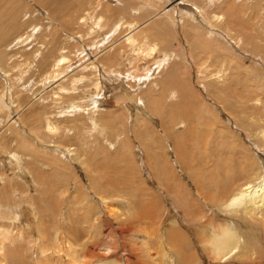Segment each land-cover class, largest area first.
Segmentation results:
<instances>
[{
  "label": "rangeland",
  "instance_id": "374dc122",
  "mask_svg": "<svg viewBox=\"0 0 264 264\" xmlns=\"http://www.w3.org/2000/svg\"><path fill=\"white\" fill-rule=\"evenodd\" d=\"M48 1L51 3L49 4V6L47 5L48 4L47 0L45 1L44 0H31L27 2L25 0H22V1L12 0V3H10L9 0H0V31L6 32L5 29L7 28V26H10L11 24L15 28L13 30L12 29L7 30V33H5L2 38L0 37V51H2L3 53L0 59L1 60L0 61V75H2L3 74L2 72L4 71H6L7 73L11 72L12 78L17 79L19 77V80H24L25 84L31 83L32 85L30 86H33V88L34 86L37 88H41L42 85H35L33 81H36L37 79L41 78V76L44 75V74H41L43 73L41 71H44L46 69L45 67L41 68V66L39 68L38 67L39 64H36L35 61H31L32 58L30 56L34 52V50H36L37 47L39 51H43V56L47 59H50V57H46L49 55V54L46 55V53L50 52L49 49L52 48L51 45H53V48L56 47L55 48L56 50L54 51L55 53L53 52L55 55L53 53H50L51 55L50 60H52L53 57L56 56V54L58 53L57 50L59 51L61 47L69 46V44L70 46H72L71 44L76 43V38L72 39L70 35L78 36V37L83 36L81 41L84 44L85 43L87 44L89 40H94V39L96 40L99 38V37L97 38L94 37L91 39L88 35H86V32H89V27L86 31L85 27L81 26L80 24L77 25L75 22L76 21L75 15H79V13H83L84 10H86L87 7H89V3H90L89 1L94 2L95 0H83V1L81 0H48ZM203 1L204 0H195V2L200 3V4L201 2L203 4ZM234 2H232L230 6L232 7L233 12L239 18V22L235 24V27L238 30H242L244 34L247 33L248 28L255 29L258 33V36L261 38H264L263 37L264 36V11H263L264 6H261V4L262 5L264 4L263 3L264 0H251V1L250 0H235ZM242 3L244 4V6ZM111 4L113 5L112 8L116 7L115 6L116 2L114 0H111L110 5ZM137 4L138 2L134 0L132 1L125 0L123 7L119 5L118 6L120 8H123L122 10H128L131 8H135V5ZM9 5L13 6V8L16 10L10 9ZM18 6L20 7V9H18ZM36 7L37 8L40 7L43 12L40 14V12L37 10ZM49 9L50 11H48ZM115 10H114V13L117 14V11ZM14 12L15 14H13L12 17H14L16 21L14 18L10 17L12 13ZM22 13H26L24 18L29 17V22L27 23L26 27H28L29 25H37L39 29L35 31L36 32L35 42L31 43L30 45H27V47L25 46V49L27 50L17 49L16 51V50H13L14 48L10 47V45L14 43L15 39L20 35V33L25 31L23 29H26L25 26H21L20 28V24L16 23L17 21L20 20ZM43 13H47L50 16H53V18L56 17L54 18L55 21L48 23L47 21L44 20L45 14ZM89 13L91 15H95L96 12H94L93 10L91 12V8H90ZM6 18H8V20ZM59 24L60 25L62 24L61 26L62 28L63 27L64 28L63 29L57 28L55 30L54 28L57 27V25ZM50 25L52 26V29L49 28ZM111 25H112V21H107L106 26L102 27V29L99 32L102 33V32L109 30V28H111L110 27ZM176 27H177V31L180 32L178 23L176 24ZM49 29L51 30L49 31ZM17 30L19 31L17 32ZM14 31H16V33H14ZM256 31H252L251 34L247 35V38L249 40L248 42L249 46H247V48L250 47L248 49L252 48V50H255V51L258 50L259 52L257 51L255 54L259 58V60L262 61V59H264V47L261 44L262 42L256 41L258 40V38H256V34H254L256 33ZM8 32L9 33L11 32L13 35L11 36V33L8 34ZM79 33H83L84 35L82 34V36H79ZM250 35H255L254 36L255 38H253ZM181 37L182 36H179L178 41H175L177 37L171 35L170 38L172 42L174 43V45H172L171 49L168 50L167 54L169 53L171 55L170 58L172 59V61H174V58H176L179 65L184 64L189 67L190 63L192 65V63L194 62L193 59L191 57L185 56L184 51H183V57H182V52L178 53L180 52L178 50L180 44H182L184 48L187 45L186 42L182 41L183 38ZM50 40L52 41V43L47 44ZM26 43H29V42L26 41ZM175 44L178 46L177 53L174 52V48L176 47ZM183 47L181 49H183ZM163 48L164 47H162V49ZM45 49L48 51H46ZM165 49L167 51V48ZM12 54H14V56ZM159 54L163 55V51H161ZM178 54L179 55L181 54V56H177ZM261 54L263 56H261ZM239 56L241 59L244 60L243 62L245 63L246 70H248V72H243L244 70L243 71L239 70V69H242L244 66H240L236 61L235 62L229 61L230 63L229 62L225 63L226 66L228 64L227 67H229L233 71L232 76L229 79L227 78V80L229 81L227 82L226 80V82L223 83L225 87H222L223 85L222 86L220 85L221 87L220 89L226 88L225 93H227L228 97L225 95L226 98H223V100L225 101L224 102L225 104H228L226 107L227 110L221 109L217 107L218 104H215V102H217L216 100L217 96L219 95L218 92H215V93L209 92V93H212L211 96H209L207 92L201 88L198 81L196 80L195 64L194 66L193 65L190 66L191 73L188 72L187 69H185L187 72V75H190L188 76V78L191 77L189 81H190V84L193 85L192 90L194 89L195 91L194 92L195 94L190 93L192 95V99L189 101L190 105H188V103H183L181 104L182 106L180 107L177 104H175V109H174L173 107L174 105H172V102H173L172 97L166 94V96L168 97H166L165 101L164 100L161 101L160 107H153V105H151V108L146 109L147 111L154 110L158 112L157 114H155V118L153 117L155 120L147 119V121L146 120L137 121V122L147 123L148 126L145 127L143 123L142 125L144 127H137L138 139L136 142H132V139H134V133H135L134 130L132 131V125H133L132 117H135L136 115H139V114L141 115V111L136 110V109L130 110V112L126 111L127 109L126 104L120 105L119 106L120 109L118 108V106H111L109 104L103 105L104 109L101 111L103 112V114L100 113L97 115L98 121L101 125H103L105 121L107 122L110 128L115 127V126H118L120 128L121 126L124 125L123 127L126 131L124 135V144L122 148L126 146L125 140L127 139V137L131 141L129 146L125 147V150L122 151L126 153L125 155H122L120 153L115 155V152L120 147V145L116 144L115 148H111L110 146H108V142H107L106 147H105L103 145L104 142L102 140V136L100 132H98L97 130L94 133H92V137L86 138L84 136L85 131L88 129V126L92 127V123L88 121L89 120L88 118L87 120L84 118L83 113L81 115L82 118L80 120H76L78 121V123L76 121H74L73 123H71V121H61L59 120V118L52 119L54 121L56 120L59 121L60 123L58 125L60 127H62L64 123L67 126L69 124H70L69 126H71L72 124V126L74 125L73 126L74 128L76 127V125L78 126V124L79 125L81 124L82 128L84 127V125L82 124H85V125L87 124L83 129H81V131H79L80 126H78L77 128L75 129L73 128L72 131H70L71 135L70 133H68L65 136L58 135L56 138L55 137L52 138L46 135V132L44 130L43 126L45 124V117L47 115L50 117L52 116L51 113L49 112L52 106L43 105V103L39 104L40 109L39 107H36L35 108L36 110L32 112L33 116L29 118V120H31L29 121L31 125L29 124V122H27L28 126H26V124L25 125L21 123L19 124L15 119L13 120L16 122L4 123V125L1 124L0 128L1 127L3 129L13 128L12 130H14V137L8 136L9 131L6 135L2 134L0 136V170L2 168L5 174H13V171H14L13 169L15 168L12 165L14 164H11L8 159H5L3 154L8 153L9 151L14 152L16 154L19 153L22 156V157H19L20 158L19 162L21 164L26 165L29 169V173L27 174V178L29 179V181H27V184H30L32 186V190L30 191L31 193L28 194L29 196L28 195L26 196L25 193H23L27 189L25 186L22 187L24 189L23 191L22 189H19L21 188V186H11L10 187L7 183L6 185L1 183L3 184V186L0 185L2 186V188H0L1 190L0 196H2L3 192L7 194L6 189L9 187L10 188L7 189L8 192H10L11 194H14L12 190H15L16 188V189H19V190H15L17 195L14 196L15 198L7 199L8 202L11 203L13 201H18V200H24V201L27 200V201H31L37 204L35 211H33L34 216H31L30 212H27V214L20 217L16 225H13V226L15 228L17 227L27 228L26 226H27V223L29 222L31 225V229H29L31 237L30 236L29 237L31 239L33 237H34L33 239H35L36 236L40 237L39 236L40 233H37L38 230H35V228H37V229L42 230V232L49 239H51V241H55L56 244L61 243L63 247L64 246L67 247L68 244L66 242L68 241L72 242V239H74L76 235L84 236L83 239H85V241H88L90 243L87 242L85 245H82V246L74 245L73 243L74 247H72L73 249H75L74 252L75 251L78 252V257H79L78 259L80 261V264H86V263L95 264L100 261L101 262L111 261V263L109 262L108 264H124L126 259L127 260L130 259L129 255L130 257H132L130 259L129 264H143V262L145 263L144 259H147L146 261L147 263L145 264H149V263L151 264V261H149L151 259H149L148 255H145L147 253L146 252L147 250L143 248L145 246L151 247L152 245V248L148 249V251L150 250L149 254H152L151 256H154V257L156 256L155 258H159L162 261L161 256L163 252L167 249V245H168L166 242V238H167L166 235L168 231H170L168 229H171L170 223H169L171 214L174 212V215L176 218L178 217L177 219L179 220V222L182 220L185 221L186 218H189L187 217L188 214H187L186 209H189L190 207H192L190 209L192 210L194 209L195 212L200 213V214L204 213V215L208 219L206 221H203V219H201L200 222H197L198 220L193 222L195 223L194 231L193 229L192 230L188 229V226L184 224L181 226L182 232L186 237L185 241L188 244H190L193 249H197L200 253V256H199L200 261L197 264H210V261L207 259V255L205 251H202L200 248V246L202 245L199 243V239L196 234H198L200 230L201 231L205 230L203 229V227L206 225L208 226L206 228L210 229L212 227V221H213L212 215L213 214L210 209L212 207L211 201L209 200V198L211 197V192H212L211 190H213L216 193L215 196L213 197L214 201H217V198H220L222 200L223 198L219 196L220 194L218 192L222 190V186L224 184L223 181L225 179V176L229 177L231 176L230 174H232L231 177H233L236 175V173L243 174L242 172L243 170L240 166L244 163L243 160L247 159L245 155L251 154L255 158L259 159L260 157L259 153H263V150L261 151L253 150L250 147V143H253L255 148L259 149V146L257 145L258 143L257 140H260V138L258 137L257 131L259 130V128L264 127V108H263L264 107V67L260 65L256 60L251 58L249 55L240 54ZM135 59L136 58L134 57V55H132V53H129L127 56L123 57L120 63L116 64L112 68L113 72H117V74L119 75H122L123 73L122 76L127 75V71H131L134 68H136L135 64L136 63L138 64L139 60H135ZM211 59L217 61V56L214 55L213 57H211ZM219 59H222V58L220 57ZM29 61H31L32 63ZM177 62L175 63L176 65H178ZM30 63L33 66L30 65ZM35 66H37V68H35ZM104 66H105V70L107 71H109V68H111V67H108L106 64ZM236 66L237 68H235ZM27 79H29V81H27ZM1 81H3L4 84ZM60 81L62 80L60 79ZM11 82H13L11 78L5 81L3 79V76H1L0 77V89L4 88L8 84H11ZM163 83H161L162 88L164 87V85L166 86V84L165 83L163 84ZM227 83H229V85ZM14 84H16V82L13 83V85ZM85 84L86 83L84 81L83 86L85 90L83 89V86L76 85L77 88L74 89L73 95L71 96V98L70 97L66 98L65 103L66 102L73 103L75 101L74 97L76 96H79L78 101L83 100V97L85 96L86 89L88 86ZM133 86L136 89V91L134 92L135 96L139 97L145 104L144 102L145 99L143 100L142 97L145 95L148 89V83H145L142 86H136V85H133ZM21 87L25 88L26 85L21 86ZM33 90H37V89L34 88ZM228 92L233 95L230 96ZM48 93L50 92L45 88L41 96L46 101L50 100L49 95H47ZM110 93L111 92L109 91L107 95H110ZM193 95L194 96L196 95L195 96L196 98L198 97L197 98L198 101H196L197 99H195ZM235 95L237 97L238 95H241L242 98H240V100L237 99L238 100L237 102L235 101L236 100ZM61 96L62 95H59L58 99H60ZM229 97L231 98L230 101H228ZM199 98L205 101V102L204 101L202 102L204 105H202L201 103H197L199 102ZM35 99H33V102H32L33 104L30 103V105L27 104L24 106L26 110L28 106L30 107L34 106V104L37 101V98ZM257 99L259 100V102L256 103ZM164 102L166 103V105ZM177 106L180 108H177ZM190 106L191 108H188ZM162 109L164 112L162 111ZM39 110L40 112L41 111L43 112L38 114ZM231 110H233V113H232L233 119L230 118L231 119L230 120L227 116V111H231ZM161 111L162 113H159ZM24 112H21V113L23 114ZM34 112L35 113L37 112V113L35 114ZM160 114H163L165 119H168L167 125H162V122L165 123V120L163 119H162L163 121L159 123L161 120L160 118L162 116ZM210 117H212L213 119ZM199 118L202 121V123H199L200 122V120H198ZM206 118H210L209 120L212 122L211 123L212 128H210V132L211 130L212 132H211V136L208 137V139L210 142L215 141L216 143H214L213 145L209 143L206 146H203L204 136H202V134L204 133L203 132V130H205L204 128H206L205 124L203 123V120ZM177 120L185 121L184 123H182L183 124L182 128L178 129L177 127L173 126L177 122ZM135 121L136 120H134V122ZM119 122L121 125L119 124ZM127 122H128V126H127ZM236 124L237 126H239V129L238 130L234 129L235 131H234V137H233L234 140H233V138L231 137L230 131L233 129V127L236 126ZM37 125H39L40 127L38 130H36ZM150 126L151 128H149ZM29 128L32 130V132ZM76 129H78V131ZM34 131H36V133ZM122 131L123 129L120 128L118 133H121ZM18 134L20 137L18 136ZM114 134L116 133L113 132L112 130H109L108 141L112 142L113 144L116 143V138ZM19 138L24 139V141H21ZM39 142H41V145L43 144L45 145L46 143L47 149L44 148V150H42L43 148L42 149L40 148L41 146L39 145ZM50 142L52 145L59 144L62 142H63L62 144L64 145L72 144L73 147L75 146L74 148H77V151H78L77 154L80 157H75V159L67 161L68 160L67 158H63V156L61 157L59 154L53 153L52 152L53 150L48 148L49 145H51ZM85 142H87V144H84ZM165 142H167L168 145L173 146V147L176 146L177 144V146H179V151L177 148H173L172 149L173 151H171V154L162 152L166 149V148L164 149V147L168 146L167 144H164ZM4 143H8V148L6 149L3 148ZM140 143L144 145L147 144V147L143 148L144 151H141L140 148L138 147V145L140 146ZM178 143H180L181 145H178ZM154 146L156 147V149L154 148ZM80 147L82 148V151ZM157 147H159L160 149ZM99 148H101V150ZM175 152H179V157H175L177 156ZM42 154L44 156H42ZM165 154H167V156ZM82 156H85L84 160L86 163H88L87 164L89 166L88 168H91L90 170L92 172L91 175L93 176L92 177L93 179H90L86 175V172L83 169V166L82 165L80 166V163L78 160ZM252 156H250V158L252 161L254 160L253 162H255V159ZM2 159H5L4 161H5L6 166L3 165V162L1 163ZM143 160H145V164H141ZM174 160H177L178 163H175ZM97 162H98V165H96ZM122 164L124 165L126 164V166H123ZM96 166L98 167L96 168ZM122 168H125L126 171ZM120 169H122L124 172H130L127 174L129 176V180L126 181L128 182L127 184L129 186H127L125 180H123L124 177H128V176L126 174L123 175L124 173ZM119 170L123 174L120 173ZM119 173L120 175L122 174L123 176L121 175L122 176L121 177ZM163 174L167 175L168 177L163 178L164 176ZM137 175L139 176V178H137ZM133 177H136V178L133 179ZM119 178L120 180L122 178V180L118 183L116 180L119 181ZM38 179H39V182L36 185L38 188V192H34L33 188H34L35 182H37ZM172 181H174L175 184L169 185V183ZM177 181L180 183L181 187H178L180 185L177 184ZM123 183L124 185L125 184L126 185L123 186ZM81 185L83 187H81ZM135 185H138V186H135ZM164 185H165V188H164ZM224 185L226 186V183ZM120 186L121 188H118ZM77 187L82 188L81 191H83L85 195L83 193L77 194V189H78ZM174 188H178V189H174ZM119 190H121L120 191L121 195L119 194ZM122 190L125 193H123ZM235 190L233 191V193L235 192ZM126 192L129 193L130 198L128 197L127 195L128 193ZM224 194L225 196H227L226 193ZM99 195H103L107 198L105 205H102L100 201L97 200L98 199L97 197H99ZM112 195L113 196L120 195V196H123L124 199L123 197H120V196L115 198V197H112ZM207 195H209V197H207ZM22 197L24 198L22 199ZM2 200H5V199H2ZM87 200L89 201V203ZM130 200H132L133 202ZM206 200H209V201L206 202ZM109 202H112V203L110 204ZM172 202L174 203V205ZM50 203H52L54 207ZM124 203L126 207H124ZM191 203H193L194 205L192 206ZM83 204L87 206V211L85 210L86 212L83 211V209H79L83 206ZM89 204L91 206H89ZM127 204L131 207L132 205L133 207L134 205H136L137 209L136 207H134V209L133 207L132 209H130L131 207L129 208ZM0 206H3L1 202H0ZM46 206L50 212L52 211L51 213L46 209ZM173 206L174 208L176 207L175 208L176 212L173 211ZM52 207L53 209L51 210L50 208ZM127 207L130 210H128ZM124 208L126 211L124 213H127V215L129 214L128 215L129 219L130 220L132 218L134 219V220L132 219L134 225H130V226L125 225V224H122L121 221H119L121 218V215L123 214ZM218 210L219 209L217 208L218 222H222L223 225H233L231 226L232 229L234 228L233 230L236 229L240 234H245L246 239L245 238L244 239L246 241H247V237L249 236L250 242L251 244H253V246H257L259 248L261 246L262 248H264V242H263L264 234L261 230H259L260 227H258L259 229L256 227L255 229L256 232H255L254 228L246 224L247 223L246 220L241 221L242 218H240L239 216H236V215L233 216L228 211L223 212V211H220V210L218 211ZM95 211H97V214ZM119 212L120 214L118 215ZM130 212L132 213V215ZM168 215H169V218L167 219L166 217H168ZM55 216L57 217V220ZM97 216L98 217L100 216L98 220H96ZM138 216H144L143 217L144 219L142 218L143 220H146L147 222L151 223L149 224L150 226L153 223L154 225H152L151 227L150 226L148 227L147 225V228L145 229V231L141 228L142 232L138 231V233H141V234L136 233L138 235L136 236L135 231H134V226L135 227L138 226L137 220H135V218ZM49 219L51 222L50 224H49ZM236 219H239V221L243 222V224H241V222L239 221L237 222ZM132 220L129 222H132ZM163 221L165 222L167 221V223L162 225ZM54 222L57 225H55ZM233 222H236L235 223L236 225ZM91 223L93 226L91 225ZM124 225L128 226L126 227L127 232H125V234H123L122 233L123 230H121V227H124ZM236 226L238 228H236ZM57 228H58V231L56 230ZM64 228L69 231L68 232L65 231ZM245 228L247 229V231L245 230ZM86 229H88L87 232H86ZM54 231H57V232L55 233ZM206 231L208 232L206 233L209 234L210 231L208 229H206ZM59 232H60V235H59ZM255 233H256V236H255ZM143 234H146L147 236L148 234L150 235L148 236L149 240L148 239L146 240L147 243L145 245L139 242V239H142L141 235ZM58 235H59L60 240L57 238ZM24 237H25L24 238L25 240L17 237L14 241L15 245L11 246L10 244L11 248H9L6 251L8 253V251L12 250L13 252L14 250V253L16 252V256L14 255V253L12 254L10 252V254L12 255L10 256L11 257L10 258L8 254H5L6 253L5 252L4 254L8 256L7 257L8 259L14 260V261L8 262V259L6 258L7 262L5 261V264H30V262L32 264H38V260L36 262L35 259L37 258L36 255L39 253L38 251L39 246L32 247V245H29L27 243L28 240L26 239L25 235ZM66 237H70V238H66ZM7 238L8 240H12V235L7 233ZM30 238L28 242H30ZM159 238H161L162 241ZM62 239L63 240L65 239V240L63 241ZM259 242H261V244ZM17 243L21 244V246L19 247V244ZM138 246L140 247L143 246L141 251L140 250L138 251L139 249ZM135 247L136 248L138 247L137 252L139 254L141 255L144 254L142 257L135 258L136 257L134 255L136 252L134 250L136 249ZM106 248H109L110 250L108 251L106 250ZM67 249L68 248L64 247V252L66 250V254L63 253L62 255H59L60 256L59 260L61 259L63 261V259L67 258V255H68ZM90 249H92L95 252V254L93 252V254H90L91 256L88 255L91 252ZM142 250H146L145 251L146 253H144V251L142 252ZM106 252H109V253L106 254ZM262 252H263L262 257H261L262 260L258 264H264V250H262ZM132 253L134 256L132 255ZM69 255H72V254L69 253ZM16 257H17V260L20 257L18 261H16ZM22 257L25 260H22L21 259ZM137 259H139V261ZM57 261L58 260H56L55 262ZM58 264H61V263L58 262Z\"/></svg>",
  "mask_w": 264,
  "mask_h": 264
},
{
  "label": "bare ground",
  "instance_id": "6f19581e",
  "mask_svg": "<svg viewBox=\"0 0 264 264\" xmlns=\"http://www.w3.org/2000/svg\"><path fill=\"white\" fill-rule=\"evenodd\" d=\"M20 1H22V0H20ZM25 1L27 2V1H31V0H25ZM81 1H83V0H81ZM114 1L117 4V5L115 4L116 10H115V8H112V6H113L112 4L114 2L110 5L111 0H95L94 2L89 1L90 2L89 7H87V9L84 10L83 13H79V15H75V19H76L75 22L77 25L80 24L81 26L85 27L86 31L89 27V32H86V35H88L91 39L94 37L95 38L99 37L98 39L89 40L87 44L86 43L84 44L81 41V39L83 38V36H82L83 33H79V36H82V37L70 35V37H72V39L76 38V43L71 44L72 46H70V44H69L70 47L69 46L61 47V49H59V51L57 50L58 53L56 54V56L53 57L52 60H50L51 59L50 53H53L56 50L55 49L56 47L53 48V45H51L52 48L49 49L50 52L46 53V55L49 54L46 57H50V59L45 58L43 56V51H39L38 47L36 48V50H34V52L30 56L32 58L31 61H35L36 64H39V66L37 65L39 68H40V66H41V68L42 67L46 68L44 71H41V72H43L41 74H44V75L41 76V78L37 79L36 81H33V83H35V85H42L41 88H37L34 86V88L37 90H33L34 89L33 86H30V85H32L31 83L25 84L24 80H19V77L17 79L12 78L11 72H8V73L6 71L2 72L3 74L0 75V77L3 76V79L5 81L11 78L13 80V82H11V84L6 85L4 88L1 87L2 89H0V125L1 124L4 125V123H12V122L17 121L19 124L20 123L23 125L26 124V126H28L27 122L31 121V120H29V118L33 116L32 112L36 110L35 109L36 107H39V104L43 103V105L52 106L51 110L49 111L52 116L50 117L47 115L45 117V124L43 126L44 130L46 132V135H48L52 138H54V137L56 138L58 135L59 136H65L66 134L70 133V131H72V129L74 128L73 127L74 125L72 126V124H71V126H69L70 125L69 124L67 126V125H65V123H64V125L62 124L63 125L62 127H60L58 125L60 122L57 120L54 121L52 119L59 118V120H61V121H71V123H73L76 120H80L82 118L81 115L83 113L84 118L86 120L88 118L89 119L88 121H90L92 123V127L88 126V129L85 131L84 136L86 138L92 137V133H94L97 130L98 132H100V134L102 136V140L104 142L103 145L105 147H106L107 142H108V146H110L111 148H115L116 144L120 145V147L115 152V155H117L118 153L125 155L126 153L122 152V151L125 150V147L129 146L131 141L127 137V139L125 140L126 146L124 148H122L123 144H124V135H125V131H126L123 127L124 125L122 123L123 126L120 127L121 129H123V131L121 133H118L120 130V128L118 126L110 128L106 121L103 123V125H101L98 121L97 115L100 113L103 114V112H101L104 109L103 105L109 104L111 106H118V108L120 109V107H119L120 105L126 104V108H127V109L125 108L126 111L130 112V110H133V109L141 111V115L139 114V115H136L135 117H132V119H133L132 120V123H133L132 131L133 130L135 131L134 139H132V142H136L138 139L137 127L148 126L147 123L137 122V121L138 120H143V121L146 120L147 121V119L155 120L154 119L155 114L158 113L157 111H154V110H150V111L146 110L147 108H151V105H153V107H160L161 101H163V100L165 101L166 97H168V96L172 97V99H173L172 105H174L173 106L174 109H175V104H177L180 107L182 106L181 104H183V103H188V105H190L189 101L192 99V95L190 93L195 94L194 89L192 90L193 85H191L190 81H189V79H191V77L188 78V76H190V75H187V72L185 70V69H187V71L191 73L190 66H192V65L194 66V64H195L196 80L198 81L201 88L203 90H205L209 96H211V94L215 93V92L219 93V95L217 96V99H216L217 102H215V104H218L219 106L217 105V107L224 109V110H227L226 107L228 105V104H225L224 103L225 101L223 100V98H226L227 93H225L226 88L220 89L221 88L220 85L222 86L223 83L226 82L227 78L229 79L233 73V71L229 67H227L228 64L226 66L225 63H227L229 61H233V62L236 61L240 66H244L242 69H239V70H242V71L244 70L243 72H248V70H246L245 63L243 62L244 60L241 59L239 56L240 54H243V55H249L251 58L256 60L260 65H262L264 67V59H262V61H260L259 58L255 54L258 50L255 51V50H252V48L248 49L250 47L247 48V46H249L248 45L249 40L247 38V35L251 34L252 31H256V30L248 28L247 33L244 34V32L242 30H238L235 27V24H237L239 22V18L233 12L232 7L230 6L231 3L234 2L235 0H204L203 4H202V2H201V4L197 3V2H195V0H134V1L138 2V4L135 5V8H131L128 10H122L123 8L119 7V6L123 7L125 0H114ZM129 1H132V0H129ZM9 2L12 3V0H9ZM17 3H18V1H17ZM47 3L46 4L48 6H49V4H51L48 0H47ZM14 6H16V5H14ZM243 6H244V4H243ZM261 6H264V4L263 5L261 4ZM246 7H244V8H246ZM9 8L12 10H16L13 8V6H10V5H9ZM90 8H91V12H92V10L94 12H96L95 15H91L89 13ZM18 9H20L19 6H18ZM37 10L40 12V14L43 12L40 7H38ZM114 10L117 11V14L114 13ZM48 11H50V9ZM263 11H264V7H263ZM15 12L12 13V15L10 16L11 18H14L12 16H13V14H15ZM43 14H45L44 20L47 21L48 23L55 21L54 18H56V17L53 18V16H50L47 13H43ZM240 14H241V12H240ZM25 15H26V13H22L20 20L16 22L17 24H20V28H21V26L26 27L27 23L29 22V17L24 18ZM5 17H4V19H5ZM8 18H6V19L8 20ZM15 21H16V19H15ZM107 21H112V25L110 26L111 28H109V30H107L105 32L100 33L99 31L102 29V27L106 26ZM6 22H8V21H6ZM11 22H10V24H11ZM177 23H178V27L180 28V32L177 31V27H176ZM61 25L60 24L57 25V27H55L54 29L55 30L57 28L61 29L62 28ZM50 26H49V28L52 29V26L51 27ZM16 28H18V27H16ZM9 29L13 30L15 28H14V26H12V24L10 26H7V28L5 29L6 32L0 31V37L2 38L4 36V34L7 33V30H9ZM37 29H39L37 25H29L28 27H26V29H23L25 31L20 33V35L15 39L14 43L12 45H10V47H13L14 48L13 50H16V51H17V49L18 50H20V49L27 50V49H25V46L27 47V45H30L31 43L35 42V40H36V35H35L36 32L35 31H37ZM51 29H49V31ZM18 31L19 30H17V32ZM10 33L8 32V34H10ZM14 33H16V31H14ZM254 34H256V38H258V40H256V41L262 42L261 44L264 47V38L259 37L257 31ZM12 35L13 34L11 33V36ZM171 35L177 37L175 41H178V37L182 36L181 37V38H183L182 41L187 43V45H186L187 47L185 46V48L183 47L182 44H180L179 48L175 44L176 47L174 46L175 47L174 52L177 53V48H178V50L180 51L178 53L182 52V57H183V51L185 52L184 53L185 56L191 57L194 62L192 63V65L190 63L189 67L184 65V64L179 65L176 58H174V61H172V59L170 58L171 55L169 53H168L169 55L167 54L168 50H170L172 45H174V43L172 42V40L170 38ZM250 36L255 38L254 37L255 35H250ZM26 41H28L29 43H26ZM6 42H7V40H6ZM57 42H59V41H57ZM51 43H52V41L50 40L47 44H51ZM253 44H254V42H253ZM39 47H40V45H39ZM162 47H164V48L162 49ZM182 47H183V49H181ZM66 48H67V50H66ZM165 48H167V51ZM51 49H53V50H51ZM46 51H48V50H46ZM161 51H163V55L159 54ZM129 53H132V55H134V57L136 58L135 60H139L138 64L137 63L135 64L136 68H134L131 71H127V75H125V76H122L123 73H122V75H119V74H117V72H113L112 68L116 64L120 63V61H122L123 57L127 56ZM2 55H3V53H2V51H0V59H1ZM12 55L14 56V54H12ZM214 55L217 56V61L211 59V57H213ZM177 56H181V54L180 55L178 54ZM261 56H263V55L261 54ZM220 57L222 59H219ZM184 58H186V57H184ZM31 61H29V62H31ZM176 62L178 65L175 64ZM31 63H30V65H32ZM105 64L108 67H111V68H109V71L105 70V66H104ZM37 66H35V68H37ZM235 68H237V66ZM14 76H15V74H14ZM60 79L62 81H60ZM14 81L16 82V84H14L15 86L13 85V83H15ZM27 81H29V79H27ZM84 81L86 83L85 85H88V86L86 89L85 96L83 97V100L78 101L79 96H76V97H74L75 101L73 103H69V102L65 103V99L68 97L71 98V96L73 95L74 89L77 88L76 85L83 86ZM228 81L229 80H227V82ZM1 82L3 83V81H1ZM163 82L166 84V86L164 85V87L162 88L161 83H163ZM145 83H148V89H147L145 95L142 97L143 100L145 99L144 100L145 104H144L143 101L139 97L135 96L134 92L136 91V89L134 88L133 85L142 86ZM227 84L229 85V83H227ZM25 85H26L25 88L21 87V86H25ZM222 87H225V86L223 85ZM45 88L50 92L47 94L50 97L49 101H46L43 97H41L43 90ZM235 88H236V86H235ZM83 89L85 90L84 86H83ZM109 91L111 93H110V95H107ZM12 92H13V94H12ZM209 92H212V93H209ZM166 94H168V96H166ZM59 95H62L60 99H58ZM231 95H233V94H230V96ZM195 96L193 95V97L195 99H197L198 97L196 98ZM35 98H37V101L34 104V106H32V107L28 106V108L26 110L24 106L27 104L30 105V103H32L33 99H35ZM240 98H242L241 95H238V97L236 96L235 101L238 102V100H240ZM230 99L231 98L229 97L228 101H230ZM196 101H198V99ZM203 101L204 100L199 98V102H197V103H201L202 105H204L202 103ZM257 102H259L258 99L256 100V103ZM165 105H166V103H165ZM178 106H177V108H180ZM162 108H163V106H162ZM188 108H191V106ZM39 109H40V107H39ZM198 109H199V107H198ZM162 111H163V109H162ZM162 111L159 113H162ZM21 112H24V113L22 114ZM41 112H43V111H41ZM41 112L39 110L38 114ZM232 113H233V110L227 111V116L229 119L230 118L233 119ZM163 114H160L162 116L160 118L161 120L159 123H161V121L165 120V123L162 122V125H167L168 119H165ZM15 116H16V118H15ZM210 118H212V117H210ZM210 118H206L203 120V123L206 126V128H204L205 130H203L204 133L203 134L201 133L202 136H204V140L202 139L203 140V146H206L209 143L212 145L214 143H216L215 141L210 142L208 139V137L211 136V132H212V130L210 132V128H212V125H211L212 122L209 120ZM13 119H15L16 121H14ZM33 119H34V117H33ZM134 120H136V121L134 122ZM149 120H148V122H149ZM198 120H200V118ZM32 122H33V120H32ZM76 122L78 123V121H76ZM184 122H185L184 120H180V121L177 120V122L173 126L177 127L178 129L182 128V126H183L182 123H184ZM199 123H202V121L200 120ZM29 124L31 125L30 122H29ZM119 124H120V122H119ZM15 125H16V123H15ZM82 125H84V127H85L87 124L86 125L82 124ZM78 126H80L79 131H81V129L84 128V127L82 128L81 124L80 125L78 124ZM78 126L76 125L75 128H77ZM127 126H128V122H127ZM221 127H222V125H221ZM39 128H40L39 125H37V129L36 128L35 129L38 130ZM149 128H151V126ZM12 129L13 128H9V129L4 128L3 129L1 127L0 128V136L2 134L6 135L9 131L8 136L14 137V130H12ZM234 129L238 130L239 126H237V124H236V126L233 127V129L230 131L232 138L234 137V131H235ZM76 130L78 131V129H76ZM109 130H112L113 132L116 133V134H114L115 138H116L115 144L108 141ZM31 132H32V130H31ZM34 132L36 133V131H34ZM181 132H183V131H181ZM257 133H258V137L260 138V140H257V142H258L257 145L259 146V149H256L253 143H250V147L255 151L263 150V153H259V155H260L259 159L255 158L251 154L245 155L247 159L243 160L244 163L240 166L243 170L242 171L243 174L242 173H240V174L236 173V175L233 177H231L232 174H230L231 176H229V177L225 176V179L223 182H224V184L226 183V186L223 184L222 190L220 192H218L220 194L219 196H221V198H223L222 200L220 198H217V201H214L213 197L215 196L216 193L210 189L212 191L211 197L209 198V200L211 201V206H212L210 209H211V212L213 214L212 215V219H213L212 227L209 229V228H206V227H208L206 225L203 227V229H205V230H203V231L200 230L198 232V234H196L198 239H199V243L202 245V246H200V248L202 251H205V253L207 255V259L210 261V264H258L262 260V258H261L262 253H263L262 250H264V248H262L261 246H260V248L257 246H253V244H251V242H250V238L248 235H247L248 237H247V241H246L245 240L246 239L245 234H240L236 229L233 230L234 228L232 229V227H231L233 225H223L222 222H218V218H217V216H218L217 208L223 212L228 211L231 215H233V216L236 215V216H239L240 218H242L241 221L246 220L247 221L246 224H248L250 227L254 228V230L256 229V227L257 228L260 227V229L259 228L258 229L261 230L264 234V127L259 128ZM70 135H71V133H70ZM18 136H19V134H18ZM165 136H166V134H165ZM69 137H71V136H69ZM22 138H19V139L21 141H24V139H22ZM79 138H80V136H79ZM233 140H234V138H233ZM62 143L52 145L50 142L51 145H49L48 148L52 149L53 153L59 154L61 157L63 156V158H67L68 159L67 161L73 160V159H75V157H80L77 154L78 153L77 148H74L75 146L73 147L72 144L64 145ZM138 143H139V141H138ZM180 143H178V145H181ZM84 144H87V142H85ZM164 144L168 145L167 142H165ZM39 145L41 146L40 147L41 149L43 148L42 150H44V148L47 147L46 143H45V145L44 144L41 145V142H39ZM138 147L140 148L141 151H144L143 148L147 147V144L144 145V144L140 143V146L138 145ZM3 148H5V149L8 148V143H4ZM154 148L156 149L155 146H154ZM157 148H159V147H157ZM173 148H177L179 151V146H177V144H176V146H174V147L170 146V145L165 146L164 147L165 150L162 152L167 153V154H171V151H173L172 150ZM80 149L82 151L81 147H80ZM99 149L101 150V148H99ZM172 153H174V152H172ZM167 154H165V155L167 156ZM175 154L177 155L175 157H179V152H175ZM82 155H84V154H82ZM3 156L5 157V159H8L11 164H14L12 166H14L15 169H13L14 170L13 174H5V172L1 168V170H0V185L3 186V184L6 185V183H7L10 187L11 186H21V188H19V189H22L23 191H24V189L22 187L25 186L27 189L25 190L26 192L24 191L23 193H25V195L27 196L29 193H31L30 191L32 190V186L30 184H27V181H29V179L27 178V174L29 173L28 167L19 162V159H20L19 157H22V156L19 153L16 154V153L11 152V151H9L6 154H3ZM42 156H44V155L42 154ZM250 156H252L255 159V162H253L254 160L253 161L251 160ZM61 157H60V159H61ZM84 157L85 156H82L78 160L80 163V166L82 165L83 169L86 172V175L90 179H93L92 178L93 176L91 175L92 172L90 170L91 168H88L89 167L87 165L88 163L85 162ZM5 159L1 160V163L3 162L4 166H6L5 161H4ZM87 159H88V157H87ZM55 161H54V163H55ZM112 161H110V162H112ZM174 161H175V163H178L177 160H174ZM99 164H100V162H99ZM115 164H117V163H115ZM141 164H145V160H143ZM179 164H180V162H179ZM96 165H98V162ZM118 165H119V163H118ZM122 165L126 166V164L125 165L122 164ZM127 165H129V164H127ZM54 166H56V165H54ZM97 167L98 166H96V168ZM126 168H128V167H126ZM122 169L125 170V168H122ZM122 169H120V170L123 171ZM10 170H11V168H10ZM121 171H120V173H122ZM95 172H96V170H95ZM120 173H119V175H120ZM123 173H122L123 175H125V174L127 175L130 172H124L123 171ZM165 177H168V176L164 175L163 178H165ZM135 178L136 177H133V179H135ZM137 178H139L138 175H137ZM121 180H122V178H121ZM121 180L119 178V181L118 180H116V181L119 183ZM123 180H125V182H126L127 180H129V176L124 177ZM130 180H131V178H130ZM38 182H39V179L37 182H35V185L33 188L34 192H38V188L36 186L38 184ZM106 182H108V181H106ZM239 182H241V183H239ZM1 183H3V184H1ZM109 183H110V181H109ZM127 183L128 182H126V184ZM171 184H175L174 181L169 183V185H171ZM177 184L180 185V183L178 181H177ZM221 184H222V182H221ZM125 185L123 183V186H125ZM2 186H0V188H2ZM127 186H129V185L127 184ZM135 186H138V185H135ZM81 187H83V186L81 185ZM178 187H181V185ZM9 188H7V189H9ZM118 188H121V186ZM164 188H165V185H164ZM7 189H6L7 194H5L3 192L2 196H0V202L3 205V206H0V264H5L6 258L8 256L9 257L12 256L10 254V252L12 254L14 253V250H13V252H12V250H10V251H8V253L6 250L11 248L10 244H11V246L15 245L14 241L17 237L24 239L25 238L24 235H25L26 239L29 241V238L31 237V234L29 231V229H31L30 223L25 222V223H27V226H26L27 228H22V227L15 228L13 225H16L17 221H19V218L22 217L23 215L27 214V212H30V215L34 216L33 211H35V209L37 207L36 203H33L31 201H27V200L26 201L18 200V201H13L11 203L8 202L7 199L15 198L14 196L17 195L15 190H19V189L15 188V190H12V192L14 194H11L10 192H8ZM81 189L82 188L77 189V194L83 193L85 195V193L83 191H81ZM123 189H124V187H123ZM174 189H178V188H174ZM234 190H235V192L233 193ZM120 191L121 190H119V194L121 195ZM122 192H123V190H122ZM0 193H1V190H0ZM123 193H125V192H123ZM126 193H128V192H126ZM224 193H226L227 196H225ZM86 195H87V193H86ZM120 195H116V196L112 195V197L116 198V197H119ZM127 195L130 198L129 193ZM120 197H123V196H120ZM151 197H152V195H151ZM207 197H209V195H207ZM23 198L24 197H22V199ZM97 198H98L97 200H99L102 205H105V202L107 200V198L105 196L99 195V197H97ZM2 199H5V200H2ZM123 199H124V197H123ZM209 200H206V202ZM130 201H132V200H130ZM136 201H137V199H136ZM88 203H89V201H88ZM109 203L111 204L112 202H109ZM50 204H52V203H50ZM191 204H192V206L194 205L193 203H191ZM93 205H95V204H93ZM130 205H131V203H130ZM173 205H174V203H173ZM52 206H53V204H52ZM78 206H79V204H78ZM80 206H82V205H80ZM89 206H91V205L89 204ZM53 207L50 209L52 210ZM124 207H126L125 203H124ZM130 207L131 206H129V208ZM132 207H133V205H132ZM132 207L130 209H132ZM134 207H136V205H134ZM134 207H133V209H134ZM175 208L173 206V211H175ZM190 208H192V207H190ZM46 209H47V206H46ZM79 209H83V211H85V210L87 211V206L85 204H83V206ZM127 209H128V207H127ZM130 209H128V210H130ZM136 209H137V207H136ZM189 209H186L187 214H188L187 217H189V218H186L187 220L185 219V221L182 220L179 222V220L177 219L178 217L177 218L175 217L174 212L171 214V218L169 220L171 229H168L170 231H168V233L166 235L167 236L166 242L168 245H167V249L163 252V254L161 256L162 261L159 258H155L156 256L154 257V256H151L152 254H149L150 250L148 251V249L152 248V245H151V247L145 246L144 248H143V246L142 247L138 246L139 249H138V247L137 248L135 247L136 249L133 248L136 251L134 254L136 256L135 258H137V257L140 258L144 255V254L141 255L137 252V249H138V251L139 250L141 251V249L143 248V249L147 250V251L142 250V252L143 251H144V253L147 252L145 255H148L149 259H151V260H149V261H151V264H197L200 261V258H199L200 253L197 249H193L192 246L185 241L186 237L182 232L181 226L186 224L188 226V229H191V230L193 229V231H194V229H195L194 224L195 223H193V222H195L197 220H198L197 222H200L201 219H203V221H206L208 218L204 215V213L200 214V213L195 212L194 209L193 210L192 209L189 210ZM123 210H124L123 214L121 213L122 214L121 218H120V220L119 219L118 220L121 221V223L125 224V225H129V226L134 225L133 224L134 219L132 218L133 219V220L131 219L132 222H129V221H131L128 217L129 214L127 215V213H124V212H126L125 208ZM95 212L97 214V211H95ZM127 212H129V211H127ZM119 214H120V212L118 213V215ZM220 214H222V213H220ZM98 215H99V213H98ZM131 215H132V213H131ZM142 215H143V213H142ZM126 216H127V218H126ZM99 217L97 216L96 220H98ZM143 217L144 216H138L135 218V220H137V225H138L136 227L134 226L135 234L138 233V231H141L142 229L145 231V229L147 228V225L149 227L150 226L149 224H151V223L147 222L146 220H143L144 219ZM55 218L57 220L56 216H55ZM166 218L168 219L169 215ZM226 220H228V219H226ZM236 220H237V222L239 221V219H236ZM149 221H150V219H149ZM167 221L166 222L163 221L162 225L166 224ZM231 221H232V219H231ZM241 221H239V222H241ZM47 223H48V221H47ZM50 223L51 222L49 219V224ZM233 223L235 224L236 222H233ZM54 224H55V222H54ZM241 224H243V222H241ZM55 225H57V224H55ZM91 225H92V223H91ZM125 225H124V227H121V230H123L122 231L123 234H125V232H127L126 227H128V226H125ZM152 225H154V223ZM58 228H60V227H58ZM58 228L56 229L57 231H58ZM236 228H238V227L236 226ZM69 229H70V227H69ZM206 229H208L210 231L209 234H207L208 232L206 231ZM35 230H38L37 233H40L39 234L40 237L36 236L35 239H33L34 237L32 239L30 238V242H28L27 240L26 241L29 245H32V247L39 246V250H38L39 253L37 255L35 254L37 256V258L35 257L36 258L35 260H36V262L38 260V264H55V263L58 264V262H60L61 264H80V261L78 259L79 258L78 252H76V251L74 252L75 249H73L72 247H74L73 243H74V245H79V246L85 245L88 241H85V239H83L84 236L76 235V237L74 239H72V242L71 241L66 242L68 245H67V247L66 246H64V247L68 248L67 249L68 255H67V258L63 259V261L60 259L61 260L60 261L59 255H62L63 253L66 254V250L64 252V247L62 246V244L61 243L56 244L55 241H51V239H49L42 232V230L37 229V228H35ZM87 230L88 229H86V232H87ZM245 230L247 231L246 228H245ZM57 231H54V232L56 233ZM65 231L68 232L69 230L65 229ZM144 231H143V233H144ZM60 232H59V235H60ZM240 232H241V230H240ZM255 232H256V230H255ZM7 233L12 235V240H8ZM138 234H141V233H138ZM146 234L141 235L142 239L137 238V239H139V242H141L143 245H145L147 243L146 240L148 239V236H150L149 235L150 233L148 234V236ZM250 234H252V233H250ZM59 235L57 236L58 239H59ZM74 235H75V233H74ZM136 236H138V235L136 234ZM255 236H256V233H255ZM41 237H42V239H41ZM66 238H70V237H66ZM161 238H159V239L161 240ZM52 239H53V237H52ZM258 240H259V238H258ZM88 243H90V242H88ZM259 243L261 244V242H259ZM17 244H19V243H17ZM20 246H21V244H19V247ZM17 247H18V245H17ZM106 250L109 251L110 249L106 248ZM15 251H17V250H15ZM90 251L91 252L88 255L93 254V252H94L92 249H90ZM29 252H30V250H29ZM4 253L8 254V256H6ZM59 253H61V254H59ZM69 253H71L72 255H69ZM107 253H109V252H106V254ZM94 254H95V252H94ZM14 255L16 256V252L14 253ZM86 255H87V253H86ZM132 255H133V253H132ZM23 257L21 259L25 260V259H23ZM19 258H18V260H19ZM129 258L131 259L132 257H130V255H129ZM130 259H128V260L126 259L124 264H129ZM141 259H143V258H141ZM18 260L16 257V261H18ZM56 260H58V261L55 262ZM137 260L139 261V259H137ZM144 260H145V263H147L146 262L147 259H144ZM11 261H14V260L8 259V262H11ZM109 262L111 263V261H109ZM109 262H107V261L101 262L100 261V262H97L95 264H108ZM21 263H23V262H21ZM145 263L143 262V264H145ZM30 264H32V263L30 262Z\"/></svg>",
  "mask_w": 264,
  "mask_h": 264
}]
</instances>
